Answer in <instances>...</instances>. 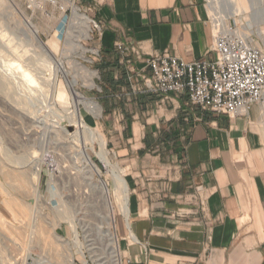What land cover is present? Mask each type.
<instances>
[{"label": "crops", "instance_id": "obj_1", "mask_svg": "<svg viewBox=\"0 0 264 264\" xmlns=\"http://www.w3.org/2000/svg\"><path fill=\"white\" fill-rule=\"evenodd\" d=\"M78 3L100 26L98 126L131 171L123 264H264V106L216 114L145 84L153 54L216 58L207 0Z\"/></svg>", "mask_w": 264, "mask_h": 264}, {"label": "rangeland", "instance_id": "obj_2", "mask_svg": "<svg viewBox=\"0 0 264 264\" xmlns=\"http://www.w3.org/2000/svg\"><path fill=\"white\" fill-rule=\"evenodd\" d=\"M75 2L81 12L92 17L78 0ZM207 2L213 17L219 19L223 15L226 23L236 24L257 43L264 44V34H258L252 16L256 7L250 8L248 0H237L243 14L234 15L228 14L224 0ZM63 5L62 0H0V264H27L32 258L37 264H116L113 244L101 238L109 225L102 219L106 212L102 194L94 189V180L98 181L100 175L93 179L84 169L73 125L74 107L69 108L58 97L61 84L70 94L67 80L76 76V89L99 103L97 29L91 22V38L82 39L87 52L69 44L68 34L74 39L80 31L71 23L72 9L67 7L65 12ZM261 5L257 7L264 6ZM33 28L38 29V35L55 56L66 62L68 77L55 74L54 62L31 37ZM261 28L264 31V23ZM73 63L83 64L89 71L84 72ZM92 75L94 83L90 85L87 80ZM83 113L104 137L98 126L101 114L95 116L85 109ZM95 146L100 151V145ZM105 150L132 184L131 171L117 160L107 144ZM92 157L109 186L114 212L123 215L109 168L96 154ZM33 184L38 185V194L31 193ZM39 221L51 231L54 228L56 238L51 239L57 255L35 237L33 226ZM73 224L79 231L77 237L73 236ZM71 252L75 253L72 262L68 258Z\"/></svg>", "mask_w": 264, "mask_h": 264}, {"label": "built area", "instance_id": "obj_3", "mask_svg": "<svg viewBox=\"0 0 264 264\" xmlns=\"http://www.w3.org/2000/svg\"><path fill=\"white\" fill-rule=\"evenodd\" d=\"M92 20L98 30V21ZM211 20L216 58L187 61L169 53L153 54L147 59L151 75L145 78L146 88L165 96L186 93L191 103L229 116L247 112L255 104L264 106V44L236 24H224L213 16ZM117 48L128 51L123 44ZM27 264L37 261L32 258Z\"/></svg>", "mask_w": 264, "mask_h": 264}, {"label": "bare ground", "instance_id": "obj_4", "mask_svg": "<svg viewBox=\"0 0 264 264\" xmlns=\"http://www.w3.org/2000/svg\"><path fill=\"white\" fill-rule=\"evenodd\" d=\"M224 1L226 2L227 7L229 8L228 14H230V15H234L236 13L243 14L241 12V10H239L241 8H239L237 6V0H224ZM248 1L251 4V6H249L250 8L256 7V8H254L252 16L254 18V21L257 24L258 34L263 35L264 31L262 29L263 27L261 28V24L264 23V6H262V5H264V0H248ZM62 2L65 5V7H69L72 9L71 23H73L75 26H77L79 28V31H80L79 32L80 34L73 37L74 39H72L71 34L69 33L68 34V39H69L68 42H70L69 44H75V47L81 48V49H83L84 52H87L88 48L83 45L82 39L83 38H91V31H92L91 22L93 23V20H92L93 18H90L88 15L81 12V10H80L79 6L76 4L75 0L74 1L73 0H62ZM259 4H262L261 5L262 7H257V5H259ZM220 12H222V11H220ZM218 18L224 24L226 23V18H224L223 15L218 16ZM26 23L29 26L32 25L28 19H26ZM31 37L33 38V40H35V42L42 49V51L47 56H49L51 58V60L54 62L55 66H56L55 67V74L59 75L60 73H62L65 77H68L69 71L66 68V65H65L66 62L63 61V59H61V58H57L55 56V54L48 48V46L45 44V42L38 35V29L37 28H33ZM73 65H76L77 68L81 69L84 72L89 71L88 67L83 65V64L73 63ZM92 77H93V75L90 76V78L87 80L90 83V85L94 83ZM67 81H68V85L70 88V94H68L66 87H64L63 84H61L59 89H58V91H59L58 97L69 108L72 106L74 107V109L72 111L73 115H74V121H73L74 124L73 125L76 128V139H77V143H78V153L82 159V162H84V169L89 171L90 174L92 175L93 179H95V176L97 174H100L101 170H100L99 166L96 164L95 160L93 159L92 154H96L97 156H99L101 161L107 165V167L109 168V170L112 174V178H113L114 183H115L116 195H117L119 205L121 207L122 212L127 217L128 213H129L128 212L129 190H128V184H127L126 178L123 176L119 167L112 162L111 158L109 157V153L105 150V145H106L105 139L102 137V135L96 129V127L93 124H91L89 118L85 117L84 116L85 114L83 113V109H85L87 112L91 113L92 115H95V116L98 115L99 116L101 114V106L99 105L98 102H96L95 100L89 99L85 94H83L82 92H80L79 90L76 89L75 86L78 83V79L76 76L72 80L68 79ZM68 123L71 124V122H68ZM66 126L67 125H65V128H66ZM68 133H69V131H68ZM90 141L93 142L94 144L89 145ZM96 143H98L100 145V147H101L100 151L96 150V146H95ZM7 176L11 177L10 173ZM19 181H21V180H19ZM94 183H95L94 189L98 190L99 193L102 194L100 196H102L103 204L106 207V212L102 216V219L104 220V222H107V224L109 225L108 228L101 234V238L103 240L107 239L109 244H113V247H111V250H113V252H115V254H116V264H121L122 257H121V252L119 249L118 235L115 232L116 231V228H115V221H116L115 217L116 216H115V212H114V208H113V204H112V200H111L110 189H109V186H108L106 180H104V179L102 181L101 180H98V181L94 180ZM38 191H39L38 185L33 184L31 193L34 192L35 194H38ZM33 227H34L33 233H34L35 237H37V239L40 242H42L43 247L47 250H50L51 254L57 255L58 252L54 246L55 243L52 241L54 238H56V232L53 231L54 228L51 231L50 228H48L46 225L42 224L40 221L35 223ZM72 230H73V236L77 237L78 233H79L77 226L73 224ZM51 236L53 239H51ZM78 249L83 254L82 248H78ZM73 253L74 252H71L69 254V257H68L70 262H72L74 260L75 253L74 254ZM44 261L45 260H43V263H44Z\"/></svg>", "mask_w": 264, "mask_h": 264}, {"label": "water", "instance_id": "obj_5", "mask_svg": "<svg viewBox=\"0 0 264 264\" xmlns=\"http://www.w3.org/2000/svg\"><path fill=\"white\" fill-rule=\"evenodd\" d=\"M99 175H100V179H99V180H101V181H102L103 179H102V177H101V174H99Z\"/></svg>", "mask_w": 264, "mask_h": 264}]
</instances>
